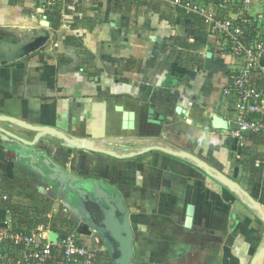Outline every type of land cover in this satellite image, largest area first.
Listing matches in <instances>:
<instances>
[{
  "label": "crops",
  "instance_id": "0c3cea01",
  "mask_svg": "<svg viewBox=\"0 0 264 264\" xmlns=\"http://www.w3.org/2000/svg\"><path fill=\"white\" fill-rule=\"evenodd\" d=\"M210 26L167 0H0V42H44L0 53V118L84 144L0 120V229L68 232L114 264L70 201L96 181L128 212L131 264H264V134L230 135L239 63Z\"/></svg>",
  "mask_w": 264,
  "mask_h": 264
},
{
  "label": "built area",
  "instance_id": "2783aa9c",
  "mask_svg": "<svg viewBox=\"0 0 264 264\" xmlns=\"http://www.w3.org/2000/svg\"><path fill=\"white\" fill-rule=\"evenodd\" d=\"M174 6L203 15L212 32L223 35L222 49L238 60L231 71L226 94L236 100L238 129L230 135L243 139L244 134H264V37L258 33L259 20L250 12L252 0H167ZM61 0H43L49 6ZM207 7V9L205 8ZM237 8V17L222 20L216 12ZM217 10V11H216ZM260 31V30H259ZM52 231L38 227L32 231L0 229V259L13 264H96L97 252L84 246L71 233L50 241Z\"/></svg>",
  "mask_w": 264,
  "mask_h": 264
},
{
  "label": "water",
  "instance_id": "95a60500",
  "mask_svg": "<svg viewBox=\"0 0 264 264\" xmlns=\"http://www.w3.org/2000/svg\"><path fill=\"white\" fill-rule=\"evenodd\" d=\"M0 43L4 44L0 49V53L4 54L6 62H12L27 56L29 53L43 45L44 42L41 41L34 44L24 41L19 42V44H16L15 46L8 44L5 45L3 42ZM11 46L12 50L10 49ZM150 113L151 118L156 120L162 119L159 116L156 117L157 115L152 111ZM0 120H6L18 124L20 123L41 134H54L69 144L76 145L80 148L84 146L83 142L71 140L69 137L56 132V130L53 129L33 127L28 123L22 122L16 118L5 119L1 117ZM213 124L215 128L219 130H227L229 127L228 122L218 116L214 117ZM92 184V190L87 188H79L77 190V195L70 201L73 200L75 202L74 208L76 211L79 210V212L83 214V218L92 222V224L100 230L101 236L104 239L107 248H109L111 252V257L114 264H131L134 256V234L131 230L128 212L124 204L120 201L119 196H111L110 193L107 192L99 182L94 181ZM87 208H89L90 211L85 213ZM57 240L58 234L51 232L50 241L56 243Z\"/></svg>",
  "mask_w": 264,
  "mask_h": 264
},
{
  "label": "trees",
  "instance_id": "16d2710c",
  "mask_svg": "<svg viewBox=\"0 0 264 264\" xmlns=\"http://www.w3.org/2000/svg\"><path fill=\"white\" fill-rule=\"evenodd\" d=\"M34 194H35V193L32 192V193H31V196H34ZM38 196H39V195H38ZM48 207H49L48 209H50V205H48Z\"/></svg>",
  "mask_w": 264,
  "mask_h": 264
}]
</instances>
